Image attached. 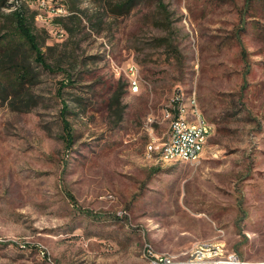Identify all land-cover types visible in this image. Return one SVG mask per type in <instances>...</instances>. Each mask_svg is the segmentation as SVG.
Returning a JSON list of instances; mask_svg holds the SVG:
<instances>
[{
  "label": "rangeland",
  "instance_id": "374dc122",
  "mask_svg": "<svg viewBox=\"0 0 264 264\" xmlns=\"http://www.w3.org/2000/svg\"><path fill=\"white\" fill-rule=\"evenodd\" d=\"M109 1H20L51 67L30 110L0 98V264H148L146 245L185 259L200 241L264 264V0ZM177 88L212 125L197 163L147 156Z\"/></svg>",
  "mask_w": 264,
  "mask_h": 264
},
{
  "label": "trees",
  "instance_id": "16d2710c",
  "mask_svg": "<svg viewBox=\"0 0 264 264\" xmlns=\"http://www.w3.org/2000/svg\"><path fill=\"white\" fill-rule=\"evenodd\" d=\"M21 1V0H20ZM19 0H0V98L17 111H28L39 102L32 88L39 82L40 69L50 70L44 48L47 32L35 26L36 12ZM252 0H246L251 5ZM112 13H128L138 0H112ZM8 9L6 12L5 10ZM61 101L62 136L72 141L71 125L66 115L68 104L58 91ZM120 118V114H119Z\"/></svg>",
  "mask_w": 264,
  "mask_h": 264
},
{
  "label": "built area",
  "instance_id": "2783aa9c",
  "mask_svg": "<svg viewBox=\"0 0 264 264\" xmlns=\"http://www.w3.org/2000/svg\"><path fill=\"white\" fill-rule=\"evenodd\" d=\"M128 90L136 93L140 87V78L134 64L124 70ZM163 118L169 122L168 131L163 140L151 138L147 143V156L153 155L161 162L197 163L204 152L212 125L201 113L195 92L185 93L176 89L162 110ZM151 259L148 264H242L240 258L228 252L220 243L196 242L185 259L171 253L154 254L150 246H145ZM42 255L45 256L44 251ZM49 260V256L46 257Z\"/></svg>",
  "mask_w": 264,
  "mask_h": 264
}]
</instances>
